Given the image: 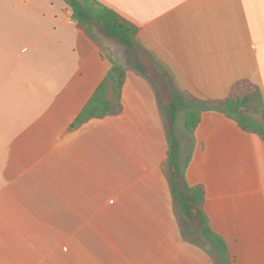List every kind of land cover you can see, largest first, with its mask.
I'll return each instance as SVG.
<instances>
[{
  "label": "crops",
  "instance_id": "0c3cea01",
  "mask_svg": "<svg viewBox=\"0 0 264 264\" xmlns=\"http://www.w3.org/2000/svg\"><path fill=\"white\" fill-rule=\"evenodd\" d=\"M97 1L139 28L176 90L218 101L248 81L264 99V0ZM111 67L64 0H0V264H221L183 236L166 116L138 59L117 113L71 127ZM177 131L234 264H264V141L217 111Z\"/></svg>",
  "mask_w": 264,
  "mask_h": 264
},
{
  "label": "trees",
  "instance_id": "16d2710c",
  "mask_svg": "<svg viewBox=\"0 0 264 264\" xmlns=\"http://www.w3.org/2000/svg\"><path fill=\"white\" fill-rule=\"evenodd\" d=\"M71 10V19L85 32L101 50L112 65L105 79L82 109L72 124V128L93 118L115 115L121 107L123 86L127 78L126 68L115 60L106 43L115 42L132 52L141 63L145 76L151 81L159 107L163 110L168 129V160L166 172L170 180L171 192L177 199L181 212L192 223V228L184 232V238L198 234L210 241L216 249L221 264H234L226 240L217 234L205 213L206 190L203 185L191 187L186 179V169L191 160L188 155L183 161L181 142L177 124L179 116H184V126L188 134H193L201 122L202 113L217 111L233 120L246 133L258 135L264 141V99L259 87L248 81L236 84L224 100H201L176 90L171 85L167 71L158 65L138 45L139 28L97 0H64ZM113 90L115 99L109 96ZM116 102L115 108L113 102ZM253 101L262 116V123L240 112Z\"/></svg>",
  "mask_w": 264,
  "mask_h": 264
},
{
  "label": "rangeland",
  "instance_id": "374dc122",
  "mask_svg": "<svg viewBox=\"0 0 264 264\" xmlns=\"http://www.w3.org/2000/svg\"><path fill=\"white\" fill-rule=\"evenodd\" d=\"M106 44L109 48V51L112 53L113 57L115 58V60L117 62L121 63L124 67L126 66L127 69L130 70V66H132L133 63L137 60L135 55L132 52H130L129 50H127L126 48L121 47L120 45H118L115 42H109ZM243 112L244 113L247 112L248 114H250L252 116V117L250 116L251 118L260 120L259 119L260 116L258 115V113H255L254 111H252L251 107L243 109ZM226 136H227L226 144L228 146V144L232 143L234 141V139L229 138V136L231 137L232 135L228 131L226 133ZM236 140H237V138H236Z\"/></svg>",
  "mask_w": 264,
  "mask_h": 264
},
{
  "label": "water",
  "instance_id": "95a60500",
  "mask_svg": "<svg viewBox=\"0 0 264 264\" xmlns=\"http://www.w3.org/2000/svg\"><path fill=\"white\" fill-rule=\"evenodd\" d=\"M241 114L243 113V108L240 109Z\"/></svg>",
  "mask_w": 264,
  "mask_h": 264
}]
</instances>
